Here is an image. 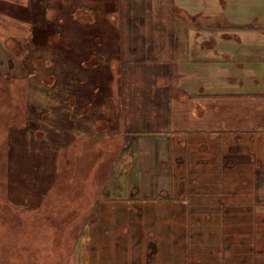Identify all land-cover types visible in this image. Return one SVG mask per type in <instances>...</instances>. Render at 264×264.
I'll list each match as a JSON object with an SVG mask.
<instances>
[{
  "label": "rangeland",
  "instance_id": "1",
  "mask_svg": "<svg viewBox=\"0 0 264 264\" xmlns=\"http://www.w3.org/2000/svg\"><path fill=\"white\" fill-rule=\"evenodd\" d=\"M90 1L0 0V264H264V171L244 153L250 139L237 140L244 132H235L232 91L217 87L235 73V58L221 55L209 32L235 27L213 24L224 11L209 3L197 9L216 14L188 11L182 23L183 10H163L167 25L147 11L153 20L145 21L160 24L143 37L130 24L136 10L112 1L124 8L114 20L156 60L147 84L141 74L126 77L127 88L148 90L147 105L138 109L136 99L128 109L130 144L125 116L114 131L106 122L92 131L95 114L56 104L79 82L53 26L71 39L68 22L82 6L105 5ZM203 31L208 42L199 41Z\"/></svg>",
  "mask_w": 264,
  "mask_h": 264
},
{
  "label": "trees",
  "instance_id": "2",
  "mask_svg": "<svg viewBox=\"0 0 264 264\" xmlns=\"http://www.w3.org/2000/svg\"><path fill=\"white\" fill-rule=\"evenodd\" d=\"M112 1H105L108 5H101V8H83L85 12L78 16V18L75 15L73 22H68L67 26L68 29H72L71 39L65 37L66 31L64 30V25L53 26L56 32L54 34L59 35L58 39L65 41L60 42L63 46L60 50H64V52L61 51L59 54L63 56L64 60L68 59L79 82V90L77 92L64 95L65 100H60L56 104L63 102L68 107V110L72 112V115L82 118L85 115L92 116L95 114L94 119H92L94 120L91 125L92 131H95L101 123L105 122L108 125L114 124L111 129L114 131V126L120 127V123H122L120 120L125 116L126 120L122 126L124 128L123 135L126 137V141L132 144L134 134L132 132L133 126L130 124L132 112L128 111V109L134 106L136 99L139 102L137 103L138 109L144 107L145 104L147 105L146 97L148 90L141 86L147 84L146 73L154 74L157 72L156 69H151V66H155L156 60H154L153 56L144 57L143 50H141L138 42L131 37L122 24L114 20L121 16L124 17L121 13V10L124 8L121 7V4V6H118L112 3L113 5L110 6L109 2ZM131 4L127 5L125 9L136 10V13L132 14L130 22L131 25H136L137 11L140 12V10L135 3ZM144 12H146V9H144ZM144 17L146 18V16ZM154 26L152 25V27ZM81 35L82 37L86 36V38H80ZM135 35L138 34L135 33ZM124 36H127L129 40L123 39ZM52 42L54 44L55 41ZM58 44L55 45V49H57ZM148 61H152L151 65ZM126 70H129V72L125 73ZM133 72L136 75L141 74V86L133 87V89L132 87L127 88L126 77ZM142 75H144L143 78ZM131 91H133V94ZM134 91H136V96L134 95ZM75 97L80 101L79 104H75ZM69 98H72V100H69ZM123 101L125 103L122 105L121 102ZM69 105L72 106L70 107ZM84 108L88 109L84 110ZM107 113L113 115L111 119ZM96 115H98V118ZM40 116L42 118L44 113L41 112ZM45 116L48 115L45 114ZM31 168L34 169L35 166L32 164Z\"/></svg>",
  "mask_w": 264,
  "mask_h": 264
},
{
  "label": "crops",
  "instance_id": "3",
  "mask_svg": "<svg viewBox=\"0 0 264 264\" xmlns=\"http://www.w3.org/2000/svg\"><path fill=\"white\" fill-rule=\"evenodd\" d=\"M117 1L122 6L125 5V7L131 4L129 2L125 3L124 0ZM234 1L235 0H140V3H138V1L135 3L134 0V3L140 10V12L137 13L136 25L142 30V32L139 33L144 37V30L147 32H149V30L151 31V29H147L150 24H160L145 21L144 16L150 19L153 18L147 15V11L157 12V21L161 20L162 15L163 24L165 25L169 22V18H165L168 16L163 14V10L165 9H171V12L183 10L185 14L181 15L180 23L190 20L189 17L191 16L186 17L188 11L198 10L197 8L200 6L207 7L209 3H212L215 9L218 10L217 14L224 11L220 15L224 14L225 16L221 17L219 15L218 19H215L213 24H230L235 27L234 30L232 32L220 33L209 30V32H212L211 34L220 42L222 45L221 49L224 51L226 50L220 54L224 57L235 58V61H230L231 64L235 65V69H232V72L235 73L225 78L224 81L219 82L220 86L217 87L219 89H230L232 91V95L227 97H231L235 100V132L240 130L244 132L237 140L241 142V136H246V138L250 139V142H247V147L250 148L248 149L249 152L244 153L251 155L253 162L250 164L255 167L256 170L264 171V0H256L255 4L251 7L246 3L240 4L239 8L231 7L234 9V14H230L227 7H229L228 5L230 2L232 3ZM109 4L111 6L112 2H109ZM105 5H108L107 2ZM96 6L95 3H92L89 8L85 6L82 7L94 9ZM207 8L199 10L205 11L210 15L216 14L214 12H209ZM235 8H237V10H235ZM249 8H252L251 11H249ZM144 9H146V12H144ZM235 11L239 14H253L254 16H250L249 18H238L237 16L235 17ZM174 19L175 16L172 17L173 22ZM203 32L198 33L201 36L199 41L208 42L202 41L208 31ZM193 34L195 33H191L189 36ZM148 37L149 35L147 38ZM187 41H191V37H187ZM203 54H205L206 57L208 56L206 51H204ZM172 60L173 65L177 62V67L174 66L176 71L180 64H178L179 58L173 55ZM184 62L183 64L187 67L196 64L188 60H184ZM205 62L206 59H204L203 62L200 61V67L205 66ZM239 150H242V148Z\"/></svg>",
  "mask_w": 264,
  "mask_h": 264
}]
</instances>
